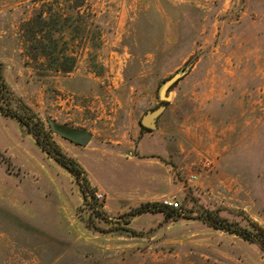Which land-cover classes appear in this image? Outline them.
I'll list each match as a JSON object with an SVG mask.
<instances>
[{"label":"rangeland","instance_id":"obj_1","mask_svg":"<svg viewBox=\"0 0 264 264\" xmlns=\"http://www.w3.org/2000/svg\"><path fill=\"white\" fill-rule=\"evenodd\" d=\"M0 65L9 107L83 171L0 114V264H264L196 218L264 231V0H0ZM188 65L158 129L141 128ZM167 200L187 214L127 216Z\"/></svg>","mask_w":264,"mask_h":264},{"label":"trees","instance_id":"obj_2","mask_svg":"<svg viewBox=\"0 0 264 264\" xmlns=\"http://www.w3.org/2000/svg\"><path fill=\"white\" fill-rule=\"evenodd\" d=\"M2 72V66L0 65V114L16 119L21 125L26 127L27 131L32 135L43 151L49 154L56 162L64 166L76 178H81L83 173L81 167L77 165V163L72 158L61 152V150L53 143H50L47 137L40 133V130L37 129V126L32 123V117L17 114L9 107L10 95L8 94L7 87L4 83ZM85 198L92 214L96 218L102 219V213L96 202L93 201V196H90L89 199L87 196H85ZM187 210L183 207L174 209L165 206L162 203H145L140 204L138 207L132 209L127 214V216L129 218H134L142 214L151 213L162 214L166 219H170L175 216H185V214H187ZM197 212L198 214L196 218L202 221L204 224L215 230L233 234L251 244H255L264 254V231L256 223L250 222L252 229L247 230L230 223L225 218L219 216L215 210L202 208L198 209Z\"/></svg>","mask_w":264,"mask_h":264},{"label":"water","instance_id":"obj_3","mask_svg":"<svg viewBox=\"0 0 264 264\" xmlns=\"http://www.w3.org/2000/svg\"><path fill=\"white\" fill-rule=\"evenodd\" d=\"M189 68L190 66L188 65L185 69L174 73L163 81L158 90V99L160 100V104L156 108L148 110L141 116L139 121L141 128L148 132H153L158 129V119L165 111L167 103L172 96L170 89L187 74ZM50 127L54 131L52 123H50ZM78 137L79 139H75L74 141L82 146L87 145L91 138L88 133L80 134Z\"/></svg>","mask_w":264,"mask_h":264},{"label":"flooded vegetation","instance_id":"obj_4","mask_svg":"<svg viewBox=\"0 0 264 264\" xmlns=\"http://www.w3.org/2000/svg\"><path fill=\"white\" fill-rule=\"evenodd\" d=\"M53 126H54V131L51 129V127H50V130L54 134L58 135L59 137H61L65 141H68L69 143H73L75 145L82 146L79 143L75 142L74 140L79 139L78 135L87 134V133H85L83 131L75 130V129H70V128H67L64 126L55 125V124H53Z\"/></svg>","mask_w":264,"mask_h":264},{"label":"built area","instance_id":"obj_5","mask_svg":"<svg viewBox=\"0 0 264 264\" xmlns=\"http://www.w3.org/2000/svg\"><path fill=\"white\" fill-rule=\"evenodd\" d=\"M204 165L207 166V165H209V163H208V162H205ZM195 178H196V177L192 175V176L189 177V180H194ZM162 204L165 205V206H168V207L174 208V209H177V208H178V204H177V202H175V201H173V200L163 201Z\"/></svg>","mask_w":264,"mask_h":264}]
</instances>
